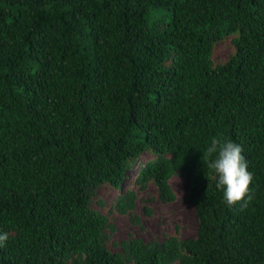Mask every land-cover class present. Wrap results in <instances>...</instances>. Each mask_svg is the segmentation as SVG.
Returning <instances> with one entry per match:
<instances>
[{"label":"trees","instance_id":"trees-1","mask_svg":"<svg viewBox=\"0 0 264 264\" xmlns=\"http://www.w3.org/2000/svg\"><path fill=\"white\" fill-rule=\"evenodd\" d=\"M214 137L243 148L246 208L203 160ZM138 162L133 185L161 202L185 178L193 237L107 247L93 199ZM136 199L121 191L108 214L139 225ZM0 233V264H264V0H0Z\"/></svg>","mask_w":264,"mask_h":264},{"label":"rangeland","instance_id":"rangeland-1","mask_svg":"<svg viewBox=\"0 0 264 264\" xmlns=\"http://www.w3.org/2000/svg\"><path fill=\"white\" fill-rule=\"evenodd\" d=\"M233 51L230 37L217 42L212 52L213 62H225ZM152 157L153 155L149 152H144L140 157V163ZM137 166L138 164L127 171L125 183L120 189L103 184L97 189L96 197L93 199V207L107 214L115 226L114 232L107 241V247L112 251L118 250V247L113 243L129 236L140 237L146 241L161 240L167 236H176L179 239L193 237L196 233L197 221L194 207L187 198L188 189L185 178L180 173L172 175L169 183L175 199L164 203L157 198V190L152 182H149L143 190L133 185ZM127 188H133L137 192L133 214L139 216V225L132 222V214H121L115 211L108 214V210L114 204L116 197ZM99 199L104 202L102 206L95 203ZM145 207L151 210L150 214L144 213Z\"/></svg>","mask_w":264,"mask_h":264},{"label":"clouds","instance_id":"clouds-1","mask_svg":"<svg viewBox=\"0 0 264 264\" xmlns=\"http://www.w3.org/2000/svg\"><path fill=\"white\" fill-rule=\"evenodd\" d=\"M203 153L207 167L214 170L218 177L216 187L223 191L225 203L232 206L240 202L241 208H246L254 198L250 187L254 182V174L248 170V161L242 154V146L214 137ZM213 156L214 159L208 162L206 158ZM139 165L138 162L137 168ZM8 239V233H0V246H4Z\"/></svg>","mask_w":264,"mask_h":264}]
</instances>
